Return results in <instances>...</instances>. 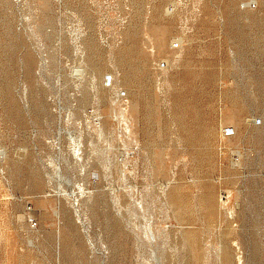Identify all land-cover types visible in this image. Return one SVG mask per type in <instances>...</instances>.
<instances>
[{
    "label": "rangeland",
    "instance_id": "rangeland-1",
    "mask_svg": "<svg viewBox=\"0 0 264 264\" xmlns=\"http://www.w3.org/2000/svg\"><path fill=\"white\" fill-rule=\"evenodd\" d=\"M0 264H264V0H0Z\"/></svg>",
    "mask_w": 264,
    "mask_h": 264
},
{
    "label": "bare ground",
    "instance_id": "bare-ground-1",
    "mask_svg": "<svg viewBox=\"0 0 264 264\" xmlns=\"http://www.w3.org/2000/svg\"><path fill=\"white\" fill-rule=\"evenodd\" d=\"M138 50V49H137ZM136 53V52H135ZM194 108V107H193ZM197 110V109H196ZM195 111V110H194Z\"/></svg>",
    "mask_w": 264,
    "mask_h": 264
}]
</instances>
